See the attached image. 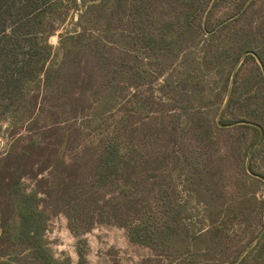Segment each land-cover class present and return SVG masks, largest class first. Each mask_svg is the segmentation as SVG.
<instances>
[{"label": "rangeland", "instance_id": "1", "mask_svg": "<svg viewBox=\"0 0 264 264\" xmlns=\"http://www.w3.org/2000/svg\"><path fill=\"white\" fill-rule=\"evenodd\" d=\"M45 8L25 31L40 47L50 21L48 43L64 67L27 96L47 98L42 124L58 132L22 126L12 136L0 121V157L16 138L59 146L62 135L66 160L73 144L89 163L114 138L137 176L104 190L137 192L145 240L114 222L75 235L57 214L45 232L54 257L76 264L80 249L87 264H264V0H46ZM83 31L89 44L61 42L59 34ZM95 167L86 166L90 176Z\"/></svg>", "mask_w": 264, "mask_h": 264}, {"label": "trees", "instance_id": "2", "mask_svg": "<svg viewBox=\"0 0 264 264\" xmlns=\"http://www.w3.org/2000/svg\"><path fill=\"white\" fill-rule=\"evenodd\" d=\"M45 3L46 0H0V109L4 113L0 121L6 122L5 130L12 136L22 126L40 131L41 135L58 132L56 127L42 124L50 117L44 115L47 98L27 96L31 84L39 89L43 83L48 88L51 82L60 80L64 67V63L56 62L59 48L48 43V37L56 30L50 21H45L40 47L25 31L24 26L32 18L46 12ZM59 36L61 42H91L85 31ZM80 78V82L77 80L79 104L75 106L79 109L86 101L85 91L91 90V75L87 84ZM40 99L41 108L34 114ZM76 134L80 130L69 132L67 143L76 140ZM39 137L21 145H18L20 138H16L0 157V264H62L54 257L45 236L49 217L57 214L66 217L67 226L75 235L90 230L95 223L114 222L129 227L131 240L144 243L142 225L136 216L140 205L137 192H114L110 190L112 184L104 190L111 181L132 184L137 176L136 165L122 152L117 141L106 138L101 151L96 148L95 159L93 154L89 156V163L96 164L90 176L86 168L89 163L84 161L86 148L72 144L66 160L61 149L62 135L59 146H51ZM25 179L33 180V185L29 186ZM77 251L76 264H87L81 250Z\"/></svg>", "mask_w": 264, "mask_h": 264}, {"label": "water", "instance_id": "3", "mask_svg": "<svg viewBox=\"0 0 264 264\" xmlns=\"http://www.w3.org/2000/svg\"><path fill=\"white\" fill-rule=\"evenodd\" d=\"M246 53H251V54H253V52H250V51H247Z\"/></svg>", "mask_w": 264, "mask_h": 264}]
</instances>
